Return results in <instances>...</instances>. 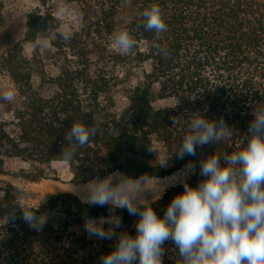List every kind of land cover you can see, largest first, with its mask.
Returning <instances> with one entry per match:
<instances>
[{"label": "trees", "instance_id": "trees-1", "mask_svg": "<svg viewBox=\"0 0 264 264\" xmlns=\"http://www.w3.org/2000/svg\"><path fill=\"white\" fill-rule=\"evenodd\" d=\"M39 2L47 4L45 11L27 13L22 38L0 54V77L8 76L16 89L11 100L0 94V175L35 182L63 163L74 183L115 170L132 178H164L188 161L237 150L240 139L241 146L247 143L253 107L264 103V0ZM60 3L75 10L70 31L56 15ZM153 4L167 25L158 39L142 23L141 12ZM6 24L0 0V30ZM121 29L136 42L128 53L112 47V36ZM42 37L49 50L41 51ZM25 44L32 45L29 56ZM194 113L223 118L233 132L198 147L195 156L177 159L172 152L167 165L159 166ZM72 122L97 133L87 144L72 146L69 164L60 154L74 143L65 139ZM203 178L197 168L186 181L195 186ZM182 191L180 184L168 187L151 207L162 215ZM28 198L22 188L0 181V264H98L99 256L114 248L115 237L88 236L85 218L118 215L116 231L136 234L137 216L83 204L72 193L46 196L35 211L47 215V222L34 228L19 208L36 206ZM162 247V264H179L173 242Z\"/></svg>", "mask_w": 264, "mask_h": 264}, {"label": "clouds", "instance_id": "clouds-1", "mask_svg": "<svg viewBox=\"0 0 264 264\" xmlns=\"http://www.w3.org/2000/svg\"><path fill=\"white\" fill-rule=\"evenodd\" d=\"M141 16L143 27L153 31L157 39L167 30L159 5L143 9ZM135 43L127 29L112 36V47L122 53H128ZM153 46L166 54L160 44L153 42ZM3 98L11 100L13 93L6 91ZM186 129L159 166L167 165L172 152L177 159L195 156L198 147L220 141L233 132L223 118L213 121L200 113L192 114ZM96 133L94 127L72 122L65 139L74 143L62 150L61 159L70 164L74 157L72 146L87 144ZM245 136L247 143L241 146L240 139L237 150L188 161L171 176L155 177L150 188L145 184L151 177L132 178L119 170L82 185L71 183L68 192L81 203L107 205L110 213L124 209L138 217L135 236L116 231L121 225L118 215L84 219L83 229L88 236L105 240L115 237L114 248L100 255L98 264H162V245L166 240L175 245L179 264H264V103L253 107ZM197 168L204 178L190 186L186 177L196 173ZM176 184L182 185L183 191L174 195L158 216L151 203ZM145 191L151 192V201L144 197ZM19 208L30 226L40 228L47 222V215L36 214L38 204Z\"/></svg>", "mask_w": 264, "mask_h": 264}, {"label": "rangeland", "instance_id": "rangeland-1", "mask_svg": "<svg viewBox=\"0 0 264 264\" xmlns=\"http://www.w3.org/2000/svg\"><path fill=\"white\" fill-rule=\"evenodd\" d=\"M4 3V15L7 21L6 27L0 30V54L15 45L24 32L25 17L27 13L38 12L43 13L46 5L41 6L39 0H1ZM53 1V0H49ZM58 3V2H57ZM56 5V4H55ZM54 5V6H55ZM59 11L57 16L60 18L61 25L65 31H70L76 24L75 10L67 4H58ZM41 51L50 49L47 38L38 40ZM24 53L29 56L32 53V45H24ZM15 87L10 78L6 75L0 77V94L11 91L15 95ZM163 156V153L161 151ZM164 158V157H162ZM177 173V172H176ZM171 176V175H169ZM168 177V176H167ZM71 174L66 164H54L52 170L48 172V176L35 182L21 181L15 177L0 175V181L12 182L14 185L22 188L29 195L28 203L32 205L39 204L46 196L51 194L71 193L68 192L69 185H82L84 183H74L71 181ZM162 179V178H158ZM154 178H150L145 187H151ZM144 197L152 200V194L145 191Z\"/></svg>", "mask_w": 264, "mask_h": 264}]
</instances>
